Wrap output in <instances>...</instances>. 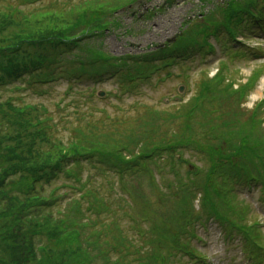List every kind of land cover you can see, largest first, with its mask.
<instances>
[{
    "label": "rangeland",
    "instance_id": "374dc122",
    "mask_svg": "<svg viewBox=\"0 0 264 264\" xmlns=\"http://www.w3.org/2000/svg\"><path fill=\"white\" fill-rule=\"evenodd\" d=\"M165 1L0 0V40L56 28L43 37L56 48L0 55L1 76L27 65L0 82V140L15 144L28 122L20 146L41 132V154L62 159L58 173L27 164L46 190L23 206L48 201L40 212L52 224L34 236L29 227V264L56 247L54 228L70 245L93 241L79 247L84 264H264V0ZM62 23L73 24L63 38Z\"/></svg>",
    "mask_w": 264,
    "mask_h": 264
},
{
    "label": "trees",
    "instance_id": "16d2710c",
    "mask_svg": "<svg viewBox=\"0 0 264 264\" xmlns=\"http://www.w3.org/2000/svg\"><path fill=\"white\" fill-rule=\"evenodd\" d=\"M5 14L9 15L10 13L6 12ZM261 15L262 13L260 14V17ZM5 18H6L5 16L0 14V27L3 26L4 28L7 25H9ZM77 19L78 20L74 27H76L77 25H82L85 22L84 21L85 19L83 20L82 17H78ZM231 19L232 18H231V12H230L227 15L226 22L228 23L229 20ZM92 20H95V19H92ZM62 24H65V26L67 25V23H62ZM110 25L117 26L118 20H116V22L114 23L113 22L110 23ZM71 26H73V24ZM71 26H66L65 28H63L59 36L63 38L65 35H67V34L65 35H61V34H64L70 31L73 28ZM84 27H87L86 29H88L89 25L85 23ZM55 29L56 28L53 27L50 29V31H47L50 33H42L43 31H40V32H35L33 30L21 31L20 29L16 28L15 33H13L12 35H8L6 39L0 40V55H4L7 51L11 49H14L17 51L20 50L21 52L23 50L22 45L27 44V43L29 44L30 46L29 49L31 50L32 48H35V47L37 48L38 45H42L38 50H40L41 48H48V49L56 48L57 46L55 43H47L45 42L43 38L46 36L49 37L53 35ZM36 37L39 39H37ZM37 42L38 44H36ZM49 42H52V41H49ZM34 53H37V52L34 51ZM44 63H42V65ZM37 64H38V61L32 58L30 66L35 67L37 66ZM26 66L27 65L25 64H22V65L19 64L13 67L12 69L7 70L4 75L2 76L0 75V82H2L4 85L11 83V82H15L16 78H18L20 75H22L24 71H26L25 70ZM49 66H50L49 63H46L45 67L49 68ZM207 89L208 88H205L203 90L200 89V91L204 92ZM6 103L8 104V102ZM190 107H191V104L187 107L188 110ZM33 125H37V124L33 123ZM30 127L31 125L28 122H27V125L17 127L18 128L17 131L18 133H20V137L18 138V141H12L15 144H10L11 141H5L6 139L1 138L0 140V149H1L0 150V153H1L0 154V202H2V204H6V207L4 209L7 212V214L3 217V218H6L4 222L5 228L0 238H3L5 234L7 233V232L5 233V230L7 231H9L10 229L13 230L12 233H9L7 235L8 239L5 238L4 242H2L0 245V251L5 256V258L2 261V264H29L35 258V253H34V250L32 247V241H31L32 238L29 239V234H30L29 232H31L29 231V227L33 228V232L31 233V235L33 234V236L36 234L40 235L42 230L47 231L46 225L52 228V224L46 222L44 214L40 212V210H43L45 208V204L48 201L47 202L45 200L42 201L41 204H43V206L39 207L40 210H36L35 212L33 211V209L32 211L31 209H29V204H26L25 208L23 206L25 201L23 203L22 200H25V198L28 196H29L28 202L30 203L31 207H33L34 205L33 202L40 201L38 198H40L41 195H43V199H45V190H46V186L44 188L43 186H41V184L37 185L39 184V181L35 180L37 176L35 178L30 177L29 175L30 166L27 164L33 165L31 172H34V173L42 172L44 174H47L48 172L47 170L51 169V167L52 169L57 170V173H58L61 170L62 159L61 157H58L57 159L54 158L52 160V157H51L52 154L50 153H46L45 155L41 154L40 148L38 147L39 146L38 142L40 146H41V143H43V141H41L43 138L38 139L41 132L37 133L35 137L31 138L32 141L28 140V141L23 142L22 143L23 145L24 144H27V145H25V147H21L20 146L21 142L19 141H21V139H23L25 135V132L22 130H26V129L29 131L35 130L32 127L30 129ZM15 134L16 133H14V135ZM223 136H224V133H223ZM10 137L9 139L12 140ZM215 149L216 148H214V150L209 154L216 153L214 152ZM75 151H77V149ZM81 152H84V150L81 149ZM89 152L90 154H95V156H99L100 154L95 149H93V147H90ZM76 153L78 155L81 154L80 151H77ZM103 154L105 158L102 157V162L105 164H108V161L106 160L108 156L114 157L109 153H103ZM249 154H252V153L250 152ZM115 158L117 159L116 165L123 164L125 161H127V160L122 159L120 156H117ZM223 159L224 158H222L221 155H218V153H216L215 155H213V165H216V164L218 165L219 162H222ZM44 160H47V161L44 162ZM124 168H127V166H125ZM57 173L46 175L43 178L44 183L49 184L50 183L49 180L53 176L57 175ZM10 179L16 181L18 185H16V187L14 188V191L10 193L11 195H8L5 192V189H6L5 187L7 186V181L8 180L10 181ZM33 180L35 181V183ZM24 186H27V187H24ZM1 207L2 206H0V208ZM25 209H27L30 212L29 214H31V216L25 213L24 211ZM54 225H57V224H54ZM51 232H52L50 234L51 241L56 243L57 248L53 246L48 249L49 252L42 250L43 254L47 253L46 254L47 256L46 258L40 261L41 264H84L83 261L80 260L79 257L77 256V254H79L78 250H80V248L82 247H87V248L94 247L92 245L93 243L92 240L89 239L88 241H86V246H83L82 242L80 241L79 242L80 248H79L76 245H74V243L72 245H70V243H67V241L62 237V234L58 233L60 232L58 229L54 228L52 229ZM56 232L57 234H54ZM22 245L25 246V249L20 253L18 249Z\"/></svg>",
    "mask_w": 264,
    "mask_h": 264
},
{
    "label": "water",
    "instance_id": "95a60500",
    "mask_svg": "<svg viewBox=\"0 0 264 264\" xmlns=\"http://www.w3.org/2000/svg\"><path fill=\"white\" fill-rule=\"evenodd\" d=\"M173 1H174V0H167L166 2H167L168 4H171Z\"/></svg>",
    "mask_w": 264,
    "mask_h": 264
}]
</instances>
